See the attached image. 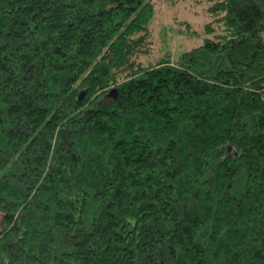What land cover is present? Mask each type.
Segmentation results:
<instances>
[{"label":"trees","instance_id":"16d2710c","mask_svg":"<svg viewBox=\"0 0 264 264\" xmlns=\"http://www.w3.org/2000/svg\"><path fill=\"white\" fill-rule=\"evenodd\" d=\"M203 1L143 64L152 0H0V264H264V0Z\"/></svg>","mask_w":264,"mask_h":264},{"label":"rangeland","instance_id":"374dc122","mask_svg":"<svg viewBox=\"0 0 264 264\" xmlns=\"http://www.w3.org/2000/svg\"><path fill=\"white\" fill-rule=\"evenodd\" d=\"M155 16L150 27V53L140 57L143 64L164 54L172 59L201 43L203 25L212 20L209 3L203 0H152ZM198 33V35H197Z\"/></svg>","mask_w":264,"mask_h":264}]
</instances>
